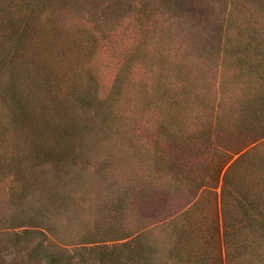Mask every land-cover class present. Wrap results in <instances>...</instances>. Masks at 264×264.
Wrapping results in <instances>:
<instances>
[{
	"label": "rangeland",
	"instance_id": "1",
	"mask_svg": "<svg viewBox=\"0 0 264 264\" xmlns=\"http://www.w3.org/2000/svg\"><path fill=\"white\" fill-rule=\"evenodd\" d=\"M236 1L242 0H196L198 7L203 4L200 7L203 14L196 17L188 13L193 16L190 20L185 17L181 21L173 20L164 9L162 19L165 24L162 20L153 21L150 31L143 29V32L134 15L130 14L119 20L117 33L104 41L102 49L89 46L86 50L89 44L72 24L78 9L83 6L71 0L65 2L66 7L49 11L30 28L29 37L19 44L14 68L3 71L0 76V264H49L50 256L55 255L62 260L71 256L77 264H100L97 253L90 248L100 244L120 245L130 240L122 239L127 233L134 238L131 250L123 249L126 257L131 255L127 259L130 264L204 263L199 260L204 249L200 241L186 242L187 248L181 246L186 252H173V248L181 228L187 232L191 227L193 232H198L199 224L207 223L205 220L209 219L211 222L213 212L219 215L217 207L221 205L222 183L217 187L208 184L197 190L190 181L185 185H174L168 177H155L154 174L151 177L150 162L136 155L135 142L131 145L126 139L109 136L105 129L108 126L99 121L90 124L91 133L96 136L88 140L87 155L88 158L95 155L110 160V164L96 162L97 165L79 170L73 164L64 167L53 159L58 150L72 156L83 151L80 132H75L72 127L84 125L88 115L80 102H74L71 97L79 93V82L87 81L85 71L88 67L98 68L99 95L107 97L118 73L123 74L126 68L123 64L128 62L135 44L146 37L149 46H163L166 38L172 60L170 67L182 62L189 72L197 67L208 74L207 60L193 48L189 37L210 30L207 27L214 24H224L226 35H235L233 37H239L240 31L246 34L252 27L264 31V8L259 9L254 2L241 7L242 4ZM7 28L0 22V50ZM76 31L80 41L83 40L81 50L72 44L77 37ZM160 36H163L162 40ZM164 60L166 62V55ZM126 72L127 69L123 77L132 84L146 77L149 81L157 73L146 72L138 62L130 67L129 73ZM212 77L216 84L215 76ZM167 79L174 86L175 76ZM195 81L197 84L200 78ZM9 85L15 87L19 104H26L28 112L38 115H32L35 122L29 119L26 122L27 114L14 103L11 93L2 90ZM68 101L74 102L71 107H68ZM133 105L123 101V106H119L121 111H128L129 118H139L136 126L130 122L123 131L137 132L140 125L152 127L163 117L162 110L141 113ZM127 114L124 115L128 117ZM59 128L67 137L62 146L53 145L55 139L60 138ZM92 143L97 146L93 147ZM63 161L70 162L68 158ZM249 175L246 172L247 178ZM142 185L143 189L137 191ZM49 186H53V190ZM65 193L70 195L69 200L65 201ZM123 196L131 199L130 206L117 212L109 202ZM140 235L142 237L138 238ZM89 239L100 243L84 244ZM252 240L240 252L226 251L224 247L222 264H264V235H252ZM83 245L88 250H80Z\"/></svg>",
	"mask_w": 264,
	"mask_h": 264
},
{
	"label": "trees",
	"instance_id": "2",
	"mask_svg": "<svg viewBox=\"0 0 264 264\" xmlns=\"http://www.w3.org/2000/svg\"><path fill=\"white\" fill-rule=\"evenodd\" d=\"M66 1H0V22L8 27L2 35L0 76L3 71L14 68V60L19 56V44L29 37L30 28L38 20L41 21V17L48 15L49 11L66 7ZM71 1L83 6V9H78L76 18H71L74 23L72 20L71 22L82 32L85 42L89 44L86 50L89 46L91 49L103 47L104 41L113 33H117L119 20L130 14L134 15L142 32L143 29L150 31L149 28L154 25L153 21L162 20L161 23L165 24L162 19L164 9L168 12L167 16L176 21H181L184 17L187 20L192 19L193 16L188 13L196 17L203 14L200 9L203 4L198 7L196 0ZM251 2L256 3L259 9L264 8V0H242L237 3L243 7ZM209 28L210 30L204 33L196 32L195 36L189 37L193 48L207 60L210 68L208 74L205 69L196 67L190 70L195 73L191 75L182 62L176 63V67H170L172 60L169 59L166 38L165 45L157 47L149 46L146 37L139 40L128 62L123 64L126 66L123 74L118 73L111 94L107 97L99 95L98 68L94 65L88 67L85 71L87 81L83 84L79 82V93L71 97L74 102H80L88 115L84 125L72 127L75 132H80L79 140L84 147L83 151L72 156L58 150L57 157L53 160L64 167L73 164L79 167V170H86L92 164L97 165L96 162L99 165L110 164V160L95 155L88 158L87 155L89 138L96 136L92 135L90 124L99 121L108 126L105 129L109 131V136L126 139L131 145L135 142L136 155H141L150 162L148 167L151 177V174L155 177H168L174 185H185V182L190 181L197 186V190L208 184L217 187L222 183L221 205L217 207L220 209L219 215H214L213 212L211 222L210 219L205 220L207 223L202 221L204 224H199L201 228L198 232H193L191 227H188L187 232L181 228L173 248V252H186L188 243L195 244L200 241L204 245L199 255V260L204 262L201 264H209L211 261L212 264H222L225 248L226 251L240 252L247 242H253L252 235H264V31L252 27L246 34L240 31L239 37H233L235 35H226L224 24L209 25L207 29ZM162 31L166 32L163 29ZM75 33L77 37L72 40V44L81 50L83 40L80 41L77 31ZM160 39L162 40L163 36H160ZM205 54L208 55L204 56ZM245 55L247 59H244ZM136 62L142 64L146 72L149 70L157 73L152 75L149 81L146 77L143 81L128 83L123 77L124 70L127 69L126 73H129L130 67ZM156 69L158 71H155ZM172 72L174 74L170 75ZM173 75L174 86L171 80H166V77ZM212 76H215L216 84ZM197 78H200V81L196 84ZM2 90L12 94L11 99L27 114L26 122H35L33 116L38 115L33 111L28 112L26 104H19L15 87L9 85ZM123 101L127 104L134 103L132 107L140 109L141 113H152L154 109L155 112L162 110L163 117L161 121L157 119L152 127L140 125L137 132L131 129L123 131L126 124L132 122L136 126L139 122L138 117L129 118L128 111H121L122 107L120 109L119 106H123ZM68 102V107L74 103ZM59 125L58 123L57 127ZM58 131L60 138H56L53 145H65L66 133L62 128ZM92 145L97 146V143ZM67 158L70 162L63 161ZM211 164L214 166L211 167ZM87 170L89 171V168ZM246 172L250 174L248 178ZM143 185L137 187V191L142 190ZM49 188L53 190V186ZM195 195L196 193L193 198ZM69 197L70 195L65 193V201L69 200ZM130 202L131 199L127 200L123 196L109 203L120 212L128 208ZM197 202L198 199L195 204ZM129 238L130 240L120 245L100 244L90 249L97 253L96 259L100 264H130L127 259H130L131 255L126 257L123 249L130 251L134 238L131 233H127L122 239ZM87 243L100 242L89 239L84 244ZM181 246L186 247L185 250ZM84 249L88 250L83 245L80 250ZM142 252L140 249V256L143 257ZM55 256H50L49 264H77L71 256L64 260Z\"/></svg>",
	"mask_w": 264,
	"mask_h": 264
}]
</instances>
